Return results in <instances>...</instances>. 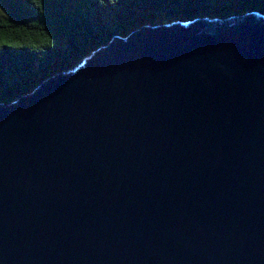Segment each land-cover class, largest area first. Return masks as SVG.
Masks as SVG:
<instances>
[{
    "label": "water",
    "instance_id": "1",
    "mask_svg": "<svg viewBox=\"0 0 264 264\" xmlns=\"http://www.w3.org/2000/svg\"><path fill=\"white\" fill-rule=\"evenodd\" d=\"M0 264H264V13L141 26L0 103Z\"/></svg>",
    "mask_w": 264,
    "mask_h": 264
},
{
    "label": "trees",
    "instance_id": "2",
    "mask_svg": "<svg viewBox=\"0 0 264 264\" xmlns=\"http://www.w3.org/2000/svg\"><path fill=\"white\" fill-rule=\"evenodd\" d=\"M0 103L141 26L264 13V0H0ZM126 7V8H125Z\"/></svg>",
    "mask_w": 264,
    "mask_h": 264
},
{
    "label": "rangeland",
    "instance_id": "3",
    "mask_svg": "<svg viewBox=\"0 0 264 264\" xmlns=\"http://www.w3.org/2000/svg\"><path fill=\"white\" fill-rule=\"evenodd\" d=\"M1 2V1H0ZM0 8H1V5H0Z\"/></svg>",
    "mask_w": 264,
    "mask_h": 264
},
{
    "label": "flooded vegetation",
    "instance_id": "4",
    "mask_svg": "<svg viewBox=\"0 0 264 264\" xmlns=\"http://www.w3.org/2000/svg\"><path fill=\"white\" fill-rule=\"evenodd\" d=\"M126 8V7H125Z\"/></svg>",
    "mask_w": 264,
    "mask_h": 264
}]
</instances>
